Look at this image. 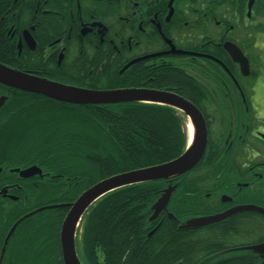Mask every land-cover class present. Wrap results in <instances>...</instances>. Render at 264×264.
<instances>
[{
  "label": "trees",
  "instance_id": "trees-1",
  "mask_svg": "<svg viewBox=\"0 0 264 264\" xmlns=\"http://www.w3.org/2000/svg\"><path fill=\"white\" fill-rule=\"evenodd\" d=\"M229 1L222 2L224 8ZM245 1L238 0L241 14ZM221 71L229 79L231 101H211L208 88L179 67H159L152 86L190 100L207 120L206 153L184 174L124 186L93 203L77 229L82 264H264L255 251L242 249L264 241V217L258 213H251L253 222L249 213L205 228L186 227L194 218L214 215V198L226 192L237 173L231 115L244 120L243 114L252 113L245 85L231 77L242 81L237 70ZM12 90L11 114L16 115L0 140V157L12 158L14 166L36 164L47 178L26 184L20 201L0 199V264H64L62 223L85 190L114 175L172 161L188 148V117L169 105H77ZM217 114L226 117L220 131ZM171 186L176 190L167 208L154 218L155 204Z\"/></svg>",
  "mask_w": 264,
  "mask_h": 264
},
{
  "label": "flooded vegetation",
  "instance_id": "flooded-vegetation-1",
  "mask_svg": "<svg viewBox=\"0 0 264 264\" xmlns=\"http://www.w3.org/2000/svg\"><path fill=\"white\" fill-rule=\"evenodd\" d=\"M223 1L0 0V54L8 55L0 62L71 86L107 83L122 85L114 89L164 91L171 90L152 85L157 82L160 66L173 65L205 85L211 101H231L234 95L227 89L229 79L221 70L226 74L237 70L241 80L253 76L251 53L264 47L255 36L264 30H256L253 23L257 12H264V0H256L251 10L250 0H246L242 14L238 0H230L226 8ZM227 42L239 46L248 58L249 76L241 73L240 65L225 49ZM228 57L231 62H227ZM231 77L237 85H243V81ZM209 86H214L217 94ZM12 95V87L0 83V140L16 115L11 114ZM216 117L215 127L219 128L226 117ZM234 117L231 115L235 130L231 146L235 147L237 173L226 192L214 198V215L237 206L264 207V121L256 114H243L244 120ZM31 166L39 167L42 173L22 177L20 171ZM14 175L21 180L14 181ZM44 175L36 164L14 166L12 158L0 157V182L14 176L12 182L0 186V199L20 201L26 184L42 182L47 178ZM249 213L248 222H253V211H239L223 220ZM250 246L242 249L255 251ZM75 249L79 258L76 239Z\"/></svg>",
  "mask_w": 264,
  "mask_h": 264
},
{
  "label": "water",
  "instance_id": "water-1",
  "mask_svg": "<svg viewBox=\"0 0 264 264\" xmlns=\"http://www.w3.org/2000/svg\"><path fill=\"white\" fill-rule=\"evenodd\" d=\"M255 1H249V10L252 9ZM224 47L232 59L240 65L241 73L244 76H249L251 74L250 62L240 47L231 42L225 43ZM0 83L20 91L40 94L56 101L77 105H101L135 101L165 104L185 113L193 120L196 126L195 145L192 149L188 147L186 152L180 157L160 165L141 168L104 179L85 190L74 201L63 221L60 232L64 264H82L75 249L76 229L84 213L93 203L107 193L124 186L169 179L184 174L192 170L200 162L207 150L208 131L202 112L190 100L175 92L134 88L113 90L88 89L59 83L27 71L9 67L2 62H0ZM20 172L22 177L30 178L41 174L42 170L37 166H31ZM175 190L176 186H171L163 191L162 196L154 206V218L167 208L171 195ZM239 211H253L264 216V207L257 205L237 206L220 214L194 218L186 227L192 229L204 227L226 219L228 216ZM248 248L264 256V242L254 244Z\"/></svg>",
  "mask_w": 264,
  "mask_h": 264
},
{
  "label": "rangeland",
  "instance_id": "rangeland-1",
  "mask_svg": "<svg viewBox=\"0 0 264 264\" xmlns=\"http://www.w3.org/2000/svg\"><path fill=\"white\" fill-rule=\"evenodd\" d=\"M264 12L263 14L260 12L256 14L257 20L254 24L256 30H264ZM259 18V19H258ZM252 25V24H249ZM256 38H258L261 42V45L264 46V33H255ZM260 45V43H259ZM252 69L254 70V74L257 76L244 78L243 84L245 85L246 97L249 99L251 112L248 114H256V117L264 121V47H258V50L252 51ZM182 62H180L181 64ZM185 67V66H184ZM211 88L212 93L217 94V90L214 86H209ZM189 123V119L187 120ZM188 126V124H187ZM216 128V127H215ZM217 129V128H216ZM218 130H222V128H218ZM264 148V146H261ZM77 235V234H76Z\"/></svg>",
  "mask_w": 264,
  "mask_h": 264
},
{
  "label": "bare ground",
  "instance_id": "bare-ground-1",
  "mask_svg": "<svg viewBox=\"0 0 264 264\" xmlns=\"http://www.w3.org/2000/svg\"><path fill=\"white\" fill-rule=\"evenodd\" d=\"M188 131H189V137H190L189 149H192L193 146L195 145L197 130H196V126H195V124H194V122H193V120L191 118H189ZM80 222H81V220L79 221V223L77 225V229L80 226ZM60 240H61V238H60Z\"/></svg>",
  "mask_w": 264,
  "mask_h": 264
}]
</instances>
